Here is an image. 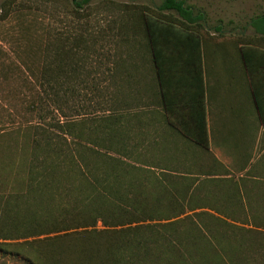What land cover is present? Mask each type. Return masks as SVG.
<instances>
[{
    "label": "trees",
    "instance_id": "16d2710c",
    "mask_svg": "<svg viewBox=\"0 0 264 264\" xmlns=\"http://www.w3.org/2000/svg\"><path fill=\"white\" fill-rule=\"evenodd\" d=\"M69 1L80 9L88 3ZM155 14L146 13L142 35L128 41L126 75L136 73L135 60L142 52L149 70L154 66L161 76L165 56L160 48L182 34L200 47L206 40L233 43L246 68L248 49L264 50V16L251 20L252 37L235 40L221 28L218 36L208 34L203 16H195L182 0H165ZM44 81L35 83L39 86L28 106L39 121L29 124L27 133L15 129L9 141L0 138L1 250L23 253L43 244L58 257L56 243L69 239L78 244L70 258L75 254L95 264L91 259H100L102 248L107 252V244L118 240L102 264H126L127 256L131 264H264V181L230 180L202 197L191 180L168 172V162L146 160L148 152L131 138L133 131L121 115L113 119L114 127L72 119L50 123V113H64L55 81ZM204 118L195 134L185 133L208 151ZM105 237L114 240L101 243Z\"/></svg>",
    "mask_w": 264,
    "mask_h": 264
},
{
    "label": "rangeland",
    "instance_id": "374dc122",
    "mask_svg": "<svg viewBox=\"0 0 264 264\" xmlns=\"http://www.w3.org/2000/svg\"><path fill=\"white\" fill-rule=\"evenodd\" d=\"M164 1L88 0L80 9L69 0H0V138L9 141L15 129L27 133L28 125L39 121L28 109L38 80L55 81L62 105L64 116L50 113V123L72 119L117 125L113 119L120 116V105L114 99L119 100L121 82H128L123 79L125 69L129 70L124 63L130 52L128 41H133L135 34L142 35L144 15L157 16L155 11ZM182 1L195 16H203L208 34L218 36L215 32L221 28L227 39L252 37L251 20L264 16V0ZM163 14L177 17L174 12ZM142 54L135 60L136 73L147 75L149 67ZM107 137L105 143L109 142ZM97 228L104 229L102 224ZM120 243L107 244L109 250L102 248L100 259L111 258L110 249L116 250ZM77 246L69 239L56 243L58 257L43 244L23 253L0 249V264H82L75 254L70 258ZM100 259L91 261L102 264ZM126 264H131L129 256Z\"/></svg>",
    "mask_w": 264,
    "mask_h": 264
},
{
    "label": "crops",
    "instance_id": "0c3cea01",
    "mask_svg": "<svg viewBox=\"0 0 264 264\" xmlns=\"http://www.w3.org/2000/svg\"><path fill=\"white\" fill-rule=\"evenodd\" d=\"M228 42L206 40L200 47L191 36L173 37L159 51L162 75L154 66L147 75L127 74L118 100L146 160L168 162L171 175L207 195L230 180L264 181V50L248 49L246 68ZM204 115L208 151L185 133L195 134Z\"/></svg>",
    "mask_w": 264,
    "mask_h": 264
}]
</instances>
